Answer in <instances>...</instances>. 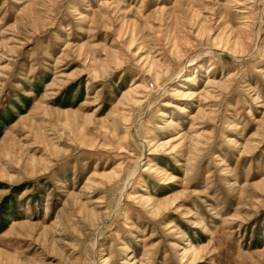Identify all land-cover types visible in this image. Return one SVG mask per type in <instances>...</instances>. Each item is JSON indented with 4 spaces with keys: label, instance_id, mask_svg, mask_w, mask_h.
Returning <instances> with one entry per match:
<instances>
[{
    "label": "rangeland",
    "instance_id": "374dc122",
    "mask_svg": "<svg viewBox=\"0 0 264 264\" xmlns=\"http://www.w3.org/2000/svg\"><path fill=\"white\" fill-rule=\"evenodd\" d=\"M0 125V264H264V0H0Z\"/></svg>",
    "mask_w": 264,
    "mask_h": 264
},
{
    "label": "trees",
    "instance_id": "16d2710c",
    "mask_svg": "<svg viewBox=\"0 0 264 264\" xmlns=\"http://www.w3.org/2000/svg\"><path fill=\"white\" fill-rule=\"evenodd\" d=\"M4 122H5V124L4 125H8L9 123H11L12 122V120L11 119H8V120H4ZM2 125H0V135H1V129H2ZM1 212H3V213H5V214H8L9 212H7V211H1ZM1 225V224H0ZM4 227V226H3ZM0 228V233L5 229V228Z\"/></svg>",
    "mask_w": 264,
    "mask_h": 264
}]
</instances>
